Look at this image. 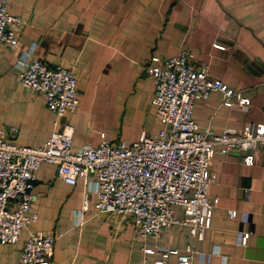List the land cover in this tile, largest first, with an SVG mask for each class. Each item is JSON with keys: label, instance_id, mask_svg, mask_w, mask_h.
I'll return each instance as SVG.
<instances>
[{"label": "crops", "instance_id": "1", "mask_svg": "<svg viewBox=\"0 0 264 264\" xmlns=\"http://www.w3.org/2000/svg\"><path fill=\"white\" fill-rule=\"evenodd\" d=\"M8 8L23 25L17 48L0 42V129L17 144L44 143L64 124L74 128L73 150L97 146L102 133L128 143L156 136L162 126L145 66L153 55L184 48L208 64L211 77L251 100L248 110L226 107L213 92L194 108L202 128L241 132L248 122L264 123V0H8ZM25 59L74 68L79 107L62 117L49 110L44 96L20 81ZM252 153V166L240 152L215 153L212 226L195 242L193 264H264V150ZM34 191L38 220L18 242L0 243V264H19L33 231L57 236L50 264H155L132 218L100 213L82 180L67 184L45 163ZM243 232H250L246 245ZM190 242V227L174 225L156 244L184 252ZM165 264L180 263L172 255Z\"/></svg>", "mask_w": 264, "mask_h": 264}, {"label": "built area", "instance_id": "2", "mask_svg": "<svg viewBox=\"0 0 264 264\" xmlns=\"http://www.w3.org/2000/svg\"><path fill=\"white\" fill-rule=\"evenodd\" d=\"M22 25L23 18L9 11L8 0H0V42L17 48ZM145 72L154 80L152 103L162 126L156 136L142 134L128 143L102 133L97 146L85 145L72 152L74 128L70 124L55 130L46 142L31 145L7 139L0 129V243L18 242L22 230L38 220L35 182L37 171L46 163L67 184L82 180L95 195L100 213L130 216L135 232L144 240L143 252L154 255L155 264H165L172 255L180 264L194 263L195 242L204 240L212 226L215 205L208 190L216 180L211 169L214 155L237 151L244 155L246 165H254L252 152L264 150V123L248 122L241 132L202 128L193 118L199 100L218 91L223 106L238 105L242 110H248L251 100L211 77L208 64L187 48L170 57L153 55ZM20 81L43 95L47 108L59 117L80 105L72 67H50L41 59H25ZM84 208H88L87 201ZM228 214L234 218L237 210L230 209ZM174 225L190 227L191 242L184 252L156 244ZM249 237L250 232H243L241 243L246 245ZM56 238L53 233L31 232L22 245L19 264H50Z\"/></svg>", "mask_w": 264, "mask_h": 264}, {"label": "rangeland", "instance_id": "3", "mask_svg": "<svg viewBox=\"0 0 264 264\" xmlns=\"http://www.w3.org/2000/svg\"><path fill=\"white\" fill-rule=\"evenodd\" d=\"M137 140H138V139H137ZM137 140H136V141H137ZM133 142H134V141H133ZM78 149H79V148H78ZM78 149H77V150H78ZM77 150H73V149H72V152H75V151H77Z\"/></svg>", "mask_w": 264, "mask_h": 264}]
</instances>
